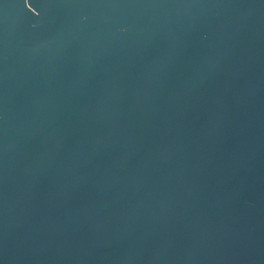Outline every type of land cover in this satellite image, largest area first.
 Wrapping results in <instances>:
<instances>
[{"label":"water","instance_id":"water-1","mask_svg":"<svg viewBox=\"0 0 264 264\" xmlns=\"http://www.w3.org/2000/svg\"><path fill=\"white\" fill-rule=\"evenodd\" d=\"M0 264H264V0H0Z\"/></svg>","mask_w":264,"mask_h":264}]
</instances>
